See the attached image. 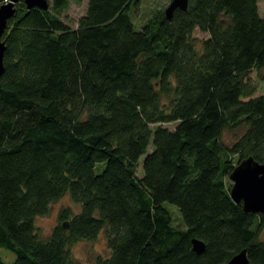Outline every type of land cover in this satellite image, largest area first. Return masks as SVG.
<instances>
[{
	"label": "trees",
	"instance_id": "1",
	"mask_svg": "<svg viewBox=\"0 0 264 264\" xmlns=\"http://www.w3.org/2000/svg\"><path fill=\"white\" fill-rule=\"evenodd\" d=\"M47 1L18 2L2 34L0 248L15 259L0 264H80L73 243L103 231L109 255L92 264H227L242 250L264 264V214L229 193L236 160L264 161L257 0H188L139 30V0H88L76 26L61 17L71 0ZM65 194L80 211L60 209L41 238L36 218Z\"/></svg>",
	"mask_w": 264,
	"mask_h": 264
},
{
	"label": "rangeland",
	"instance_id": "2",
	"mask_svg": "<svg viewBox=\"0 0 264 264\" xmlns=\"http://www.w3.org/2000/svg\"><path fill=\"white\" fill-rule=\"evenodd\" d=\"M88 0H82L81 3H75L71 0L68 8L61 14V17L68 22L71 26L77 25V19L83 16L86 9V4ZM171 0H139L138 5L133 7L131 11V17L134 22V27L136 30H139L140 26L145 22L149 13L156 9H165L169 5ZM259 14L264 16V0H257ZM203 37H206V34L200 33L198 30H195L193 33L194 42L197 44L202 40ZM250 80L256 86L255 96L264 95V69L260 72L253 71L250 75ZM166 127L172 129L174 124L167 123ZM240 132H225L222 136L225 143H232L239 135ZM152 147L150 146V149ZM238 161H235V165ZM141 165L137 170V174L141 177L140 174ZM232 184V181L230 182ZM168 211L170 212L171 217L173 218V223L177 227L182 226V219L178 212L176 206L166 205ZM68 208L72 211L73 214L78 213L79 206L75 204L70 197L65 194L58 199V201L53 202L48 209V213L44 217H37L35 220L36 230L39 236L43 239L48 238L50 231L54 225H56L58 212L60 209ZM262 239H264V230L261 231ZM71 255L73 260L80 264H92L96 258H104L109 255V251L105 242V233L101 234L93 241H82L73 243L71 246ZM0 257L4 262L12 263L15 259L14 254L7 249L0 248Z\"/></svg>",
	"mask_w": 264,
	"mask_h": 264
},
{
	"label": "water",
	"instance_id": "3",
	"mask_svg": "<svg viewBox=\"0 0 264 264\" xmlns=\"http://www.w3.org/2000/svg\"><path fill=\"white\" fill-rule=\"evenodd\" d=\"M18 2H23L26 8L39 7L45 10L48 7L47 0H6L4 4L0 5V76L4 70L3 55L6 48L2 34L6 29L7 20L15 15ZM187 4L188 0H171L165 9V17L171 20L173 12L176 9L186 10ZM229 180L232 181L229 193L234 203H242L244 212L264 214V161L259 162L250 156L244 158L233 167ZM192 250L202 252L204 250L203 243L196 238L192 239ZM227 264H250L246 250L237 253Z\"/></svg>",
	"mask_w": 264,
	"mask_h": 264
}]
</instances>
